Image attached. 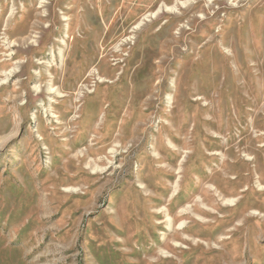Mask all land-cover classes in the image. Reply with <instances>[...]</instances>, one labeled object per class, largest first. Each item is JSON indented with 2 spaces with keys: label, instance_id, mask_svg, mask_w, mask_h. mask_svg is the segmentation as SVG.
I'll return each instance as SVG.
<instances>
[{
  "label": "rangeland",
  "instance_id": "1",
  "mask_svg": "<svg viewBox=\"0 0 264 264\" xmlns=\"http://www.w3.org/2000/svg\"><path fill=\"white\" fill-rule=\"evenodd\" d=\"M0 264H264V0H0Z\"/></svg>",
  "mask_w": 264,
  "mask_h": 264
},
{
  "label": "bare ground",
  "instance_id": "2",
  "mask_svg": "<svg viewBox=\"0 0 264 264\" xmlns=\"http://www.w3.org/2000/svg\"><path fill=\"white\" fill-rule=\"evenodd\" d=\"M155 16H156V14H148L147 16H145V17L143 18V20L141 21V23H139V24L135 27V29H138L139 27H141V26L144 24L145 21H148L149 18H151V17L154 18ZM251 160H252V159H251L250 157H248V161H251ZM255 161H257V160H255ZM232 203L235 204V201H233ZM235 206H236V204H235ZM195 208H196L197 211H201L199 208H197V207H195ZM203 213H206V212L203 211ZM206 214H207V213H206ZM170 225H171V223H170ZM184 225H185V223H181L180 228H183Z\"/></svg>",
  "mask_w": 264,
  "mask_h": 264
}]
</instances>
